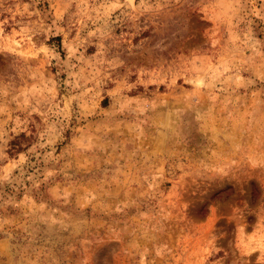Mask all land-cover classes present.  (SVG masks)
I'll list each match as a JSON object with an SVG mask.
<instances>
[{
	"label": "rangeland",
	"instance_id": "obj_1",
	"mask_svg": "<svg viewBox=\"0 0 264 264\" xmlns=\"http://www.w3.org/2000/svg\"><path fill=\"white\" fill-rule=\"evenodd\" d=\"M0 264H264V0H0Z\"/></svg>",
	"mask_w": 264,
	"mask_h": 264
}]
</instances>
